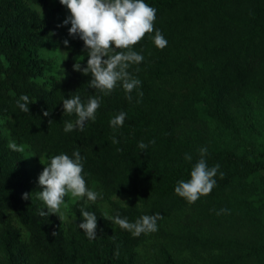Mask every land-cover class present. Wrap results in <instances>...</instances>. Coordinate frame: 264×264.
<instances>
[{
  "label": "trees",
  "instance_id": "trees-1",
  "mask_svg": "<svg viewBox=\"0 0 264 264\" xmlns=\"http://www.w3.org/2000/svg\"><path fill=\"white\" fill-rule=\"evenodd\" d=\"M144 2L156 19L131 49L143 60L127 69L141 81L130 101L122 82L104 95L89 87L90 73L73 70L86 66L88 53L68 31L63 77L55 68L46 75L54 63L43 53L47 0H0V118L9 140L48 162L79 149L86 187L102 193L109 216L163 217L156 232L134 237L106 225L100 197L86 196L71 201L68 221L41 216L48 209L35 194L22 199L33 193L23 151L11 150L0 131V264H264V0ZM156 30L168 41L163 49L154 45ZM21 95L35 101L29 112L17 106ZM76 95L85 104L100 97V107L83 131L65 132L77 117L62 101ZM120 112L124 123L113 129ZM201 148L209 168L220 165L216 184L188 203L174 188L190 179ZM116 193L128 200L108 199ZM81 209L97 216L94 240L78 227Z\"/></svg>",
  "mask_w": 264,
  "mask_h": 264
},
{
  "label": "clouds",
  "instance_id": "clouds-1",
  "mask_svg": "<svg viewBox=\"0 0 264 264\" xmlns=\"http://www.w3.org/2000/svg\"><path fill=\"white\" fill-rule=\"evenodd\" d=\"M59 3L66 6L70 15L65 18L63 25L70 23L68 35L79 37L83 41L84 50H87L86 66L82 67L80 62L73 64L74 71H80L84 75L91 74L89 87L99 89L104 95H108L116 87L117 82H122L124 91L128 94L127 99L131 101L133 89L138 88L141 81L134 78L127 71L131 65L139 64L143 56L132 51V46L137 44L146 33L153 32V22L156 19V9L150 7L144 0H59ZM60 25H58L59 27ZM154 45L158 49L167 46L168 41L159 30H156L153 38ZM68 46L69 41H63ZM114 46V47H113ZM117 49L127 51L117 52ZM139 71V69H137ZM142 97L143 93H139ZM30 100L28 95H21L17 100V106L22 112H29ZM101 98L90 96L87 103H82L81 98L76 95L62 101L63 112L69 115L75 114V122L67 121L64 125L65 132H72L74 129L84 130L86 121H94L96 110L100 107ZM140 101L137 100V103ZM45 117L48 111L43 113ZM126 113L120 112L114 119L110 120V126L116 129L123 125ZM51 122V121H49ZM113 144L119 143L113 138ZM154 144L155 141H149ZM13 151H23L15 141L8 144ZM143 150L147 145L143 142L138 144ZM120 151V149H117ZM201 158L194 165L190 172V179L186 182L180 180L174 188V192L188 203H194L201 196L210 194L216 184L213 179L220 167L219 164L209 168L204 159L207 149L199 150ZM191 160V155L185 156ZM84 157L80 155L79 149L72 153V158L67 154H59L50 158V161L43 168L38 177V184L42 191L35 193H24L22 199H29L36 195L46 206L48 211H41V216L57 214L61 211L66 195L71 194L74 198L87 197L88 201L95 202L98 197L103 198L102 193L89 190L86 187L85 179L82 176L84 170ZM221 177L223 173H220ZM126 204V203H125ZM127 205V204H126ZM222 209L221 212H226ZM80 215L83 222L78 224L87 238H97V216L94 213L81 209ZM105 219L118 225L121 229L129 231L134 237L142 233H154L158 230L157 221L163 217L157 213L154 215H143L135 222H129L127 218L108 216ZM53 236L56 233H52ZM115 255H119L117 250Z\"/></svg>",
  "mask_w": 264,
  "mask_h": 264
},
{
  "label": "rangeland",
  "instance_id": "rangeland-1",
  "mask_svg": "<svg viewBox=\"0 0 264 264\" xmlns=\"http://www.w3.org/2000/svg\"><path fill=\"white\" fill-rule=\"evenodd\" d=\"M59 0H47V4L45 7L40 9V13L47 17L51 21V28L48 32V37L46 39L47 45L43 48V53L45 55H48L54 63L50 65L47 69L48 74H53L54 68L57 70V74L59 77H63V70H60V67L58 66V63L60 60L64 57L66 54L68 47L63 44V41L67 39V31L68 28L71 26L70 23L67 25H63V21L66 17L70 15L68 12L66 6H60L58 4ZM58 25H60L58 27ZM3 118H0V131L2 135L7 139V141L10 143L12 141L9 140L6 130L3 128ZM23 148V154L26 162V166L32 175V182H31V188L32 192H39L42 191V186L38 184V177L42 173L43 168L48 163L47 157L42 155L38 158H36L30 151H28L25 147L19 146ZM74 199V197L71 196V194H68L64 198V203L61 205V211L59 213V217L62 222L68 221L71 217L69 206L71 204V201ZM108 199L113 200L115 202H118L120 204H123L128 200V197L123 194H113L108 197ZM98 207L100 211L103 214V219L106 225L111 226L114 223L104 218L105 214H108L107 209L108 205L107 202L104 199L99 198L97 200ZM22 234H24V231L19 227ZM138 253L144 254L143 247L141 245L137 249Z\"/></svg>",
  "mask_w": 264,
  "mask_h": 264
}]
</instances>
